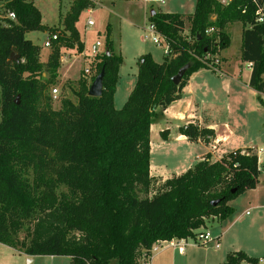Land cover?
<instances>
[{"label": "trees", "instance_id": "obj_1", "mask_svg": "<svg viewBox=\"0 0 264 264\" xmlns=\"http://www.w3.org/2000/svg\"><path fill=\"white\" fill-rule=\"evenodd\" d=\"M94 5L71 1L64 33L44 62L42 47L26 37L45 29L40 9L34 0L5 2L16 20H0V242L29 256H70L73 264H143L155 242L196 238L211 218L233 213L232 199L259 184L262 165L252 147L219 160L207 153L164 180L152 176L151 126L182 98L194 72L210 68L200 58H219L221 70L220 55L231 45L229 28L236 22L242 24L241 59L252 63L249 85L264 95V22L255 19L264 0H196L192 14L150 13L172 52L162 62L150 53L140 57L136 83L121 109L114 96L123 58L107 26L105 51L91 65V80L83 75L77 85L70 83L76 101L63 96L56 109L51 89L58 84L59 47L84 50L76 22ZM210 27L217 31L208 35ZM187 64L175 84L172 78ZM103 68L102 95L91 96V81ZM178 132L207 144L215 135L194 122L181 124ZM168 134L160 131L164 140ZM243 261L258 259L239 250L221 264Z\"/></svg>", "mask_w": 264, "mask_h": 264}, {"label": "rangeland", "instance_id": "obj_2", "mask_svg": "<svg viewBox=\"0 0 264 264\" xmlns=\"http://www.w3.org/2000/svg\"><path fill=\"white\" fill-rule=\"evenodd\" d=\"M0 0V20L7 24V12L5 11V2ZM72 0H34L35 5L40 9L42 23L45 26L43 30H33L26 33V37L31 39L35 44L42 47L41 60L46 62L53 47H45L44 42L52 35L53 32L64 33L63 19L70 11ZM163 1V3H162ZM196 0H150L149 5H145L143 0H94V6L85 9L80 14L76 22V28L84 43L82 54L76 48H67L60 46L61 57L64 56L62 73L59 72L58 84L55 86L59 89L57 97H52L54 108L58 109L61 105L63 96L69 97L73 101L76 98L69 88L85 75L84 69L92 65L94 57L92 48L97 42L101 43L98 52L105 51L106 28L110 26L111 39L114 44L115 52L122 56L123 62L119 68V80L116 93L114 96L115 107L121 109L126 103L131 91L137 80L139 70V59L141 56L150 53L152 58L157 62H162L165 52L162 46L152 42L144 37L148 26V14L151 9L156 11L171 10L187 13L192 10ZM264 6V5H263ZM148 12H146V10ZM161 9V10H160ZM92 16L94 25L89 27L87 22ZM231 45L224 49L230 64L236 62L241 51L242 24L233 23L231 27ZM237 64V63H235ZM234 64V65H235ZM89 65V66H90ZM233 65V66H234ZM62 67V65H61ZM243 71H249V68L243 64ZM61 70V68H60ZM223 72V68H221ZM239 75V69L233 70ZM93 73V72H92ZM46 75V73H44ZM203 80L202 85H198L199 98L210 100V86L214 84L218 90V97L215 100H233L226 94V78L221 77V73L212 68H205L201 71ZM94 75V73H93ZM62 77V78H61ZM91 80V76L87 75ZM93 81H91L92 83ZM51 89V94H52ZM248 90V89H246ZM205 97H202L201 95ZM262 99V100H261ZM2 94L0 86V121L2 119ZM238 100H244L238 105L231 106V115L236 122L234 125L238 128L234 140H238L243 145H256L258 149H264V96L258 93H244L243 97ZM229 112V111H228ZM217 114L219 117L227 115V107L220 109ZM157 134V135H156ZM163 140L158 133H152V162L156 167L152 169V176H160L164 179L166 176L177 172V164L187 162V158H196L201 145H193L187 142H177L172 138L169 145L163 146ZM260 160L263 164L260 183L259 195L260 200L255 199L257 192L247 190L232 199L229 204L234 208L233 213L224 220H216L207 223L202 232H210L212 236L221 234L220 247L216 243L210 242L207 245L189 246L192 239H189L188 247L185 246V254L182 255L174 250H165L161 256L156 258L161 262H170L166 256H171L177 264H220L226 260V256L235 251H244L249 256L257 258L256 263L243 261L240 264H264V151L261 152ZM167 167V170L164 168ZM162 172V173H160ZM157 174V175H154ZM171 176V177H172ZM258 203V204H257ZM247 211L249 213L247 214ZM23 237V234H21ZM194 242V240H193ZM171 248V247H170ZM181 252V251H180ZM29 258L24 254L16 251L9 245L0 242V264H73L68 256H57L51 259L48 255L32 258L33 261L28 263Z\"/></svg>", "mask_w": 264, "mask_h": 264}, {"label": "crops", "instance_id": "obj_3", "mask_svg": "<svg viewBox=\"0 0 264 264\" xmlns=\"http://www.w3.org/2000/svg\"><path fill=\"white\" fill-rule=\"evenodd\" d=\"M143 1H144L145 5H148L150 7L152 6V5L148 4V3H150V0H143ZM228 1H230V0H227V2ZM195 5H196V1L193 5L192 10L187 12V13L171 11V10H165V11L161 10V9L160 10L163 12L192 14L195 10ZM145 10H146V8H145ZM148 10H146V12H148ZM152 10H154V9H151V11ZM151 11L149 13H147L148 14V21H149V14L151 13ZM213 18H215V17L213 16ZM231 27H232V25H230L229 32L231 31ZM241 41H242V39H241ZM82 52H80V53L82 54ZM220 56L222 58H224L222 61V68L224 71L220 72V73L222 74L221 75L222 78H226L225 80H223L226 82V88H227L226 94L230 97L232 96L231 99H233V100H215L218 97V90L214 84H212L209 88L211 91L210 93H211L212 99L203 100V99L199 98L198 85L203 84V83H201V81L203 80L201 71L203 69H205V68H202V69L194 72L190 76L187 85L183 89L182 98L173 102L165 110V112H164L165 118L151 126V135H152V133H158V132L160 134V131H162L164 129L169 130L168 139L167 140H164V139L160 140L161 144L163 146L169 145L172 138H174L175 141L180 142V143L181 142H187V143L197 145V146L201 145L199 148V150H200L199 153L197 155H195L196 158L190 159L188 157L187 162L177 164V166H178L177 170L178 171L176 173L172 172L173 175H179V174L185 172L186 170H188L190 167H192L198 160H200L207 153H210L212 155V160H219L220 157L224 153H227V152L234 150V149H238V148L244 149V148H248V147H252L254 149V151H256V153L259 154V162L263 167V164L260 160V156L262 155L261 152L263 153L264 149H258V147H256V145H250V144L243 145V144L239 143L240 141L238 142V140H234L235 136L237 134L238 128L236 127V125H234L236 122L234 121V117H233V115H231V111H230L231 106L238 105V103H242L244 101V100H238V99L240 97H243L244 93L246 91L247 92L249 91V93H258L259 94V92H257L255 89L251 88L249 85V81H250V77H251V71H252L251 67H249L248 62H244L241 59V51H240L238 57L236 58L235 63H237V64H235V63L230 64L229 58H228L227 54H224V51L221 52ZM64 61H65V58L63 56V57H61L62 67H61V70L59 71L60 73H62ZM243 64H245L246 67L249 68V71H247V72L243 71L244 70L242 67ZM234 69H239V75L238 76L236 75V73H234V71H233ZM246 89H248V90H246ZM201 96L205 97L204 95H201ZM261 96H264V95H261ZM225 107H227V115L226 116L222 115L219 117L217 114H214L216 112L218 113V111L220 109H223ZM188 122H194V123L199 124L201 127L213 129L215 132L214 137L210 140V142L208 144L202 140H199L197 142L190 141L187 138V136L180 134L178 132V127L181 124H185ZM153 167H156V165H154L152 162V143H151V175H153V173H152ZM164 170H167V167L164 168ZM160 173H162V172H160ZM154 175H157V174H154ZM158 175H160L158 177H161L162 174H158ZM171 176L172 175H170V177ZM168 177L169 176H166L164 179H166ZM259 180H260V177H259ZM259 183H260V181H259ZM251 190L257 192L256 197H255L256 201L260 200L261 195H259V192H258L259 184L257 185V187L255 189H251ZM248 213H249V211H247V214ZM216 220H218V219L217 218H211V220H209V223H212ZM214 237L219 238V247H220V241L222 239L221 234H217ZM197 244H198L197 242L192 241L188 245L189 246H193V245L195 246ZM188 245H187V247H188ZM219 247H217V248H219ZM168 249L173 250L172 256L174 255V252L176 250L178 251V253H181L182 255H184L186 252V251H183L179 248L167 247V248L157 252L153 256V258L151 260V264H177V262H174V260H173L174 256H173V258H171V256H168V255L166 256L165 261H168V258H170L169 259L170 262H161L162 260L161 261L157 260L158 262H154L156 260V258L161 256L164 252H166L165 250H168ZM16 251H18V250H16ZM18 252H20V251H18ZM20 253H23V252H20ZM25 255L29 258L27 260L28 263H31L33 261L32 258L43 256V255L29 256L27 254H25ZM48 256L51 259H54L57 257V255H53V256L48 255ZM68 257L72 261V258L70 256H68Z\"/></svg>", "mask_w": 264, "mask_h": 264}, {"label": "built area", "instance_id": "obj_4", "mask_svg": "<svg viewBox=\"0 0 264 264\" xmlns=\"http://www.w3.org/2000/svg\"><path fill=\"white\" fill-rule=\"evenodd\" d=\"M221 3H228L227 0H219ZM163 2V1H162ZM8 19H12V20H16V15L14 12H9L7 15ZM255 19L258 22H264V6L263 5H258V7L255 10ZM88 26L91 27L94 25V20L92 18V16L89 17L88 22H87ZM145 35L144 37L146 39L151 40L152 42L160 45L163 47L165 55H169L172 52V48L169 44V42L167 41V39L165 38V36L156 28V25L153 22L149 21L148 26H146L145 28ZM217 29L215 27H210L206 30V33L208 35L213 34L214 32H216ZM187 32V31H185ZM60 33L59 32H53L52 35L44 42V46L45 47H52L54 42L56 40L59 39ZM101 46L100 42H97L96 45L93 46L92 48V52L94 57L92 58L93 60H90V63L92 61H94V59L96 58V56L98 54H100L98 52V48ZM102 53V52H101ZM201 60H203L204 62H206L210 68L214 69L217 72H221V70L219 69V65H221L220 59L215 57V56H211V55H207L203 58H200ZM252 66V63L249 62V67ZM85 71V75L87 77V75H92V68L91 65L86 67L84 69ZM59 89L57 87L53 88L52 90V95L53 97H57V93H58ZM261 152V151H260ZM258 154V153H257ZM259 156V154H258ZM189 239H181V240H177V239H173V240H159L157 242H155L153 244V246L151 247L150 251L148 254H145L143 258H145L143 264H151V260L153 258V256L167 248V247H172V248H179L181 250L184 251L185 246H187ZM194 240V242H197L201 245H207L210 242H215L216 246L219 247V238L217 237H213L212 234L208 231L206 232H199L196 235V238L192 239V241ZM84 264H90L89 262H85Z\"/></svg>", "mask_w": 264, "mask_h": 264}, {"label": "water", "instance_id": "obj_5", "mask_svg": "<svg viewBox=\"0 0 264 264\" xmlns=\"http://www.w3.org/2000/svg\"><path fill=\"white\" fill-rule=\"evenodd\" d=\"M155 10L151 11V14H154ZM18 55L12 54V59L17 60ZM189 64L183 66L178 73L172 78L175 84H179L189 69ZM104 77H105V68H103L100 73L94 78L93 82L89 88V95L91 96H101L104 88ZM18 102V100H16Z\"/></svg>", "mask_w": 264, "mask_h": 264}]
</instances>
